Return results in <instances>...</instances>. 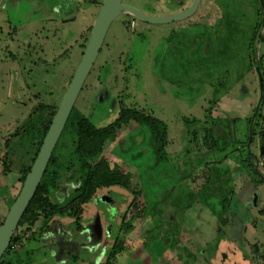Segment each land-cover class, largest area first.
<instances>
[{
    "label": "rangeland",
    "instance_id": "1",
    "mask_svg": "<svg viewBox=\"0 0 264 264\" xmlns=\"http://www.w3.org/2000/svg\"><path fill=\"white\" fill-rule=\"evenodd\" d=\"M123 1L150 11L145 0ZM101 4L0 0L2 131L12 134L35 104L59 106ZM210 8L215 15L167 24H137L126 15L112 22L75 108L103 127L122 104L136 107L166 124V146L158 154L148 128L122 123L94 162H116L129 185L102 190L82 218L88 225L99 215L103 244L57 259L47 232L24 248L16 243L18 252L7 261L18 262L24 250L34 249L25 264H104L119 236L121 251L111 264H264V152L258 137L248 141L249 118L264 82V0H221ZM13 66L19 77L11 86ZM219 118L230 120L233 132L220 127L228 143L210 150L204 129ZM255 121L256 134L264 131V109ZM62 140L56 154L68 159L72 135ZM20 144L12 145L17 165L25 160ZM1 168L9 180L21 176L6 156ZM252 181L260 197L243 208ZM20 188L21 182L13 197ZM134 203L140 214L131 220L132 229L123 230V216ZM10 206L0 205V220ZM60 224L75 228L69 217Z\"/></svg>",
    "mask_w": 264,
    "mask_h": 264
},
{
    "label": "trees",
    "instance_id": "2",
    "mask_svg": "<svg viewBox=\"0 0 264 264\" xmlns=\"http://www.w3.org/2000/svg\"><path fill=\"white\" fill-rule=\"evenodd\" d=\"M87 1L90 3L96 0ZM260 87L258 103L254 108L252 117L249 119L251 123L260 111L264 109L263 80ZM57 109L58 105L35 104L22 125L17 127L6 140V160L12 165L16 163L14 159L17 156L15 147L12 146L13 143L21 142V147H23L20 153L25 158L23 162H20L21 187L37 157ZM131 120L138 124L139 129L148 128L151 139L154 142V151L159 154L167 142V127L160 119L148 115L136 107L122 104L114 121L106 126L98 127L88 116L77 110L75 106L73 107L62 135L52 153L42 181L22 216L17 231L0 264H25V260L29 259V255L34 252V249L24 250L25 257L19 256L18 262L6 260L8 255L18 252L15 250L16 243H20L21 247L24 248L32 240H40L47 232H51L54 226L62 227V224H60L61 220L67 217L73 219L75 230H81L83 228L82 218L85 206L95 200L102 190L112 186L128 187L129 178L122 171L119 164L108 159L94 161L102 153L105 144L115 140L116 131L121 128L122 123ZM226 121L228 123L220 120L219 124L216 125L212 122L210 128L204 129V143L210 150L215 148L223 150L225 144L228 143V135H231L232 132L230 130L231 121L227 119ZM220 127L229 129V134L227 136L221 134L223 130L220 132ZM66 134L72 135V151L68 159L56 154L57 148L63 145L62 138ZM18 193L10 199L8 202L9 206L14 202ZM53 196L57 197V200H54ZM138 214L140 213H138L135 203L129 206L123 216L121 229H132L131 220L134 221ZM220 218H223V216L221 215ZM1 224L2 220H0ZM34 229L36 231H33ZM119 238L118 236L114 241L104 264H111V261L121 251L118 246Z\"/></svg>",
    "mask_w": 264,
    "mask_h": 264
},
{
    "label": "water",
    "instance_id": "3",
    "mask_svg": "<svg viewBox=\"0 0 264 264\" xmlns=\"http://www.w3.org/2000/svg\"><path fill=\"white\" fill-rule=\"evenodd\" d=\"M200 1L195 0L184 12L176 15L149 16L141 10L124 3L123 0H102L80 63L52 119L37 157L0 225V261L8 250L22 216L42 181L52 153L62 135L79 93L94 67L112 22L123 14H132L139 20L150 24H167L183 21L192 17L191 15L196 11ZM263 152L264 150L262 149ZM253 201L256 204L257 196H254ZM86 229L93 232L92 239L93 237L94 239L92 245L99 244L102 239V227L99 216Z\"/></svg>",
    "mask_w": 264,
    "mask_h": 264
},
{
    "label": "flooded vegetation",
    "instance_id": "4",
    "mask_svg": "<svg viewBox=\"0 0 264 264\" xmlns=\"http://www.w3.org/2000/svg\"><path fill=\"white\" fill-rule=\"evenodd\" d=\"M194 1L195 0H145L146 5L148 6V8L150 10L149 12L145 11V9L138 7L136 5L126 3L124 1L123 2L141 10L142 12H144L145 14H147L149 16H168V15H176V14L184 12L187 8H189V6H191L194 3ZM217 1L220 2L221 0H201L199 2V5L197 6L196 11L191 16H213V15H215L216 13L211 10L210 6L213 3H216ZM123 15L131 17L132 22H135L136 19H138V18L134 17V15H132V14H123ZM140 21L141 20H139V22L136 21L137 24H140ZM141 22H143V21H141ZM144 23H147V22H144ZM147 24H150V23H147ZM153 25H160V24H153ZM261 25H264V23H262ZM178 28L179 27H177L175 30H177ZM252 115H253V113H252ZM252 115H251V117H252ZM259 115H260V113L255 117V119L252 121V123L249 122V125L252 124V127L248 133V141H250V144H252L254 142V138L258 137L259 138L260 151L262 152V149L264 150V131H260L258 134H256V132L254 131V121L257 119V117ZM232 125L233 124L230 123L231 132H233V130L231 129V127H233ZM255 125H256V121H255ZM252 155L255 157L254 154H252ZM255 158L258 161L257 156ZM257 174L259 175V176H257L258 178L261 177L260 172H257ZM251 183H252L253 190H252L250 197L248 199L250 202L244 201L242 203L241 197H239V196L237 197V202H240V204L242 203L243 208L245 207L246 203H250V204H253L255 206L257 204V201H256V204H254V201H253L254 196H257V200L260 197L259 191L257 190L258 189L257 183H255L253 181ZM99 196H102V195L100 194ZM108 207H109L108 211H111V206L108 205ZM97 216H99V215H97ZM96 217H95V219H96ZM95 219H94V221H95ZM94 221L91 222L90 224L94 223ZM90 224H88V225L83 224V228L81 230H75V229H72L69 227L68 228L65 227V229H63L60 226L59 227L54 226V229L51 231V238H50L51 239V246L48 248H50V250H51L53 248V246H56V249L54 251H55L57 259L67 258V256L70 255V253L77 251L78 248L84 247L85 249L86 248L91 249L92 251L97 250L98 247L101 245V242H102V244L104 242L103 235H102L101 242L99 244L92 245V242L94 239V237L92 239V235H93L92 233L93 232L88 231L86 229V227H88Z\"/></svg>",
    "mask_w": 264,
    "mask_h": 264
},
{
    "label": "crops",
    "instance_id": "5",
    "mask_svg": "<svg viewBox=\"0 0 264 264\" xmlns=\"http://www.w3.org/2000/svg\"><path fill=\"white\" fill-rule=\"evenodd\" d=\"M12 68H13L12 69L13 73L10 74V76H12V78H11L12 79V85L11 86L14 85V82H17L16 81L17 76L19 77V74H18V71L16 70V68L14 66ZM10 97L13 98L14 96L11 94ZM8 130H6V132ZM10 133L11 132L5 133V130L2 131L0 129V190H2L1 194H4V195H0V205H3V203H5L6 205L8 204V202L10 201V198L13 197L14 192H15V190L18 187L19 182H20V176L17 177V180L15 177H12L9 180V178L6 176V174L1 173V172H4L3 169L1 168V162H2V157L6 156V154H5L7 152L6 140L11 135ZM4 161H5V159H4ZM9 165L13 166V168H12L13 172H21L20 164L17 165L16 163H13V165H12L9 162ZM3 191L6 193V196H5V193H3ZM250 264H253V263H250Z\"/></svg>",
    "mask_w": 264,
    "mask_h": 264
}]
</instances>
